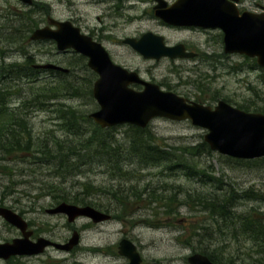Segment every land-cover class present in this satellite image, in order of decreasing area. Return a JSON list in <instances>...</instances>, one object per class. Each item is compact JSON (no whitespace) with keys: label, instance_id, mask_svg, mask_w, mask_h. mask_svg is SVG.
<instances>
[{"label":"rangeland","instance_id":"374dc122","mask_svg":"<svg viewBox=\"0 0 264 264\" xmlns=\"http://www.w3.org/2000/svg\"><path fill=\"white\" fill-rule=\"evenodd\" d=\"M45 1H48L51 7L43 4L40 8H32L23 5L20 0H0V67L16 62L23 65L26 56H34L36 61L42 58L59 61L62 67L69 69L80 68L73 67L76 63H86L75 55L56 56L49 42L32 41L31 37L37 28H31L35 24L39 25V28L44 27L42 17L50 13V17L58 21L61 18H80L86 28L90 17L87 1ZM258 1L264 4V0ZM244 2L248 7L257 9L256 0ZM23 11H34L31 13L33 26L28 24L30 14ZM22 16L26 17L23 21ZM110 22H114V19L111 18ZM122 28L129 34L151 31L165 35L171 45L190 42L201 45L203 49L208 48V35L203 34L205 37H202V34H191L193 32L161 29L154 20ZM209 50L211 49L206 51ZM114 52L117 53L114 57L116 64L127 65L130 67L127 69L137 71L144 80L160 85L163 90L176 92L193 101L204 97L210 103L206 105L213 107L224 98L231 100L234 106H249L252 112L264 111V68L256 64L254 59L233 54L225 55L218 65H201V62L197 61L195 66V63L170 59L146 60L123 47ZM218 52L223 54L224 50L219 49ZM72 71L71 76L66 79L68 91H64L65 83L59 76L48 73L39 74L38 79L33 82L26 79L19 83V87L14 88L20 94L12 97V107L22 108V101H27L35 95L39 96L38 103L27 105L23 109L35 139L39 137L51 140L57 137L64 140L69 134L71 136L64 125L63 111L76 110L82 118L88 115L90 117L98 111L99 106L93 96V90L83 91L95 81L96 76L80 69ZM199 83L206 88L204 94L198 89ZM45 87L58 92L54 95L51 90H43ZM132 87L138 91L143 89L138 85ZM90 126L91 124H82L84 134L91 129ZM114 129L113 133L119 144H126L128 126H118ZM149 129L162 140L167 150L197 146L205 142L204 136L208 133L193 126L189 121L174 122L162 118L154 120ZM72 133H76L75 129ZM27 156V152L17 156H0V206L22 215L29 213L27 218L40 220L43 231L41 235L45 238L65 243L71 239L74 231H78L81 241L71 252L50 248L38 257L20 258L15 264H129L128 259L118 252L119 242L124 238L137 246L143 264H189L188 257L202 250L216 251L222 262L232 256L241 261L247 259L248 263H255L261 256L256 252L255 243L244 234L241 224L236 226V230L229 222H215L208 212L197 207L196 201H190L189 197L200 195L215 200L227 191H236L239 194L252 191V196L261 195L263 199L240 200L234 209L239 217L235 220L239 222L241 219L244 222L250 217H255L264 224V160L246 161L249 163L240 160L242 163H234L230 161L232 158L216 152L204 153L194 159L185 155L183 158L186 161L205 172L206 177L201 179L199 176L188 177V170L182 166L172 171L165 166L147 169L137 167L135 171L129 167L125 168V171L131 170L127 175L118 176L97 164L83 165L81 173L71 178L70 182L91 183L98 188L100 191L95 195L89 197L85 194L84 197L96 208L104 207L102 211L108 207V213L112 215V220L95 225L86 218H80L70 224L64 215L46 214L45 211L55 205L46 184L58 182L59 179L46 163H36L33 157ZM177 156H181V153ZM75 187L82 191L81 186ZM107 190L112 193L120 190L118 196L124 199L123 204L114 201ZM152 196L159 200L152 201ZM174 198L189 203H174ZM208 226H212L209 232L196 231L199 227ZM18 235L16 230L8 228L7 223L0 219V242L10 241ZM0 264L7 263L0 261Z\"/></svg>","mask_w":264,"mask_h":264},{"label":"water","instance_id":"95a60500","mask_svg":"<svg viewBox=\"0 0 264 264\" xmlns=\"http://www.w3.org/2000/svg\"><path fill=\"white\" fill-rule=\"evenodd\" d=\"M31 5L32 0H21ZM232 1L239 0H180L170 10L157 12L166 24L175 27H198L220 29L223 32L224 52L255 58L264 68V15L244 13L239 15ZM48 26L38 29L32 41H54L59 51L72 49L89 59L88 67L98 79L93 86V95L99 106L90 118L103 129L122 125L146 128L155 119L175 122L190 121L193 126L208 133L204 141L210 149L221 155L241 160L264 157V114L246 112L219 101L215 107L203 105L174 92L162 90L158 84L144 80L138 72L114 64L109 54L90 37L81 33L71 22H60L50 18ZM126 44L146 60L162 58L189 59L193 57L183 44L167 46L164 37L152 33L140 40L130 39ZM38 69L69 70L54 64L40 65ZM143 87L135 90L132 86ZM49 215H65L70 224L79 218H87L95 224L111 219L107 213L92 206L61 203L47 210ZM0 218L19 229L22 239L0 244V259L15 256L41 255L49 247L70 252L80 244L81 235L74 231L66 243L39 238L32 242L26 232L27 223L21 215L0 206ZM118 252L129 260V264H143L137 246L128 239L119 243ZM189 264H215L201 253L188 258Z\"/></svg>","mask_w":264,"mask_h":264},{"label":"trees","instance_id":"16d2710c","mask_svg":"<svg viewBox=\"0 0 264 264\" xmlns=\"http://www.w3.org/2000/svg\"><path fill=\"white\" fill-rule=\"evenodd\" d=\"M23 12L30 14L28 24L33 26V14L31 13H34V11H30V13ZM25 16H22V21L26 19ZM36 28L38 29L39 25L35 24L31 29L34 30ZM52 45L53 44H51V46ZM222 56L225 57V54L223 53ZM25 60L26 66H22V64L16 62L8 66L4 65L0 67V156H17L27 152V157H33L36 163H46L49 169L53 171L59 179L58 182L46 184V189L53 196L54 206L60 203H71L79 206H92L96 208L95 205L87 201L84 195L87 194V196L91 197L100 190L95 188L91 183L70 182L71 178H75L81 173V167L86 164H88V166L97 164L100 167H106L107 170L113 171L118 176L127 175L131 170L135 171L137 167L147 169L165 166L166 169L172 171L176 169V167L182 166L188 170L189 173H186V175L190 178L199 176L201 179L202 177H206L203 170H199L195 164L193 165L183 158L185 155L194 159L204 153L211 154L212 151L205 142L194 147L171 148L167 150L164 148L165 146L161 142L162 140L151 133L149 127L141 129L135 126H128V142L122 145L119 144L116 135L113 133L115 131L114 128L102 129L90 119L89 115L82 118V116L73 109L63 111L62 116L65 128L71 133V136L69 134L68 138L64 140L57 137L51 140L39 137L35 139L32 131L33 129L29 126L28 120L23 114V109L27 107V105L38 103L39 96L35 95V97L27 101H22V108L12 107L10 104L12 97L20 94V92L17 93L14 89L21 85L19 83L26 79L28 82H33L37 80L38 75L42 73V71L32 68L34 56L33 58H28L26 56ZM73 67L80 68H71L69 74L61 72L49 73L50 75L59 76L61 78L65 83L64 91L69 90L66 79L73 73L72 69H80L91 73L86 63L83 65L76 63ZM92 85L93 82L83 91L90 92ZM78 89L79 88H77V90ZM198 89L202 94L206 91L205 86L201 83H199ZM43 90H51L54 95L58 92L48 87L43 88ZM213 100L218 101V99ZM222 100L233 104L231 100L224 98ZM195 101L205 105L208 103V100L204 97H199ZM236 106L245 111L252 112L249 106L239 104ZM258 112L264 113V111ZM82 124H91V129L88 130L86 134L82 131ZM74 129L76 133H72ZM178 153H181V156H177ZM230 161L242 163L240 160L230 159ZM129 167L131 170L125 171V168ZM75 185L81 186L82 191H79ZM102 191L103 190H101V192ZM107 191L114 201L123 204L122 200L124 199H120L118 196L120 190L115 193H112L111 190ZM251 192L252 191H248L244 194H239L236 191H227L224 192L222 196L215 199L216 201L200 195H196L194 198L191 196L189 197L190 201H196L197 207H201L204 212H208L215 222L219 220L229 222L235 226L236 230V226L241 224V229L244 234L255 243L256 252L261 254L260 258L257 259L255 263H248L249 260L247 259L241 261L232 256L229 257L228 260H225V262H222L221 257L216 254V251L210 252L208 250H202L199 252L207 255L215 264H264V224L262 220L255 219V217H250L244 222L241 221V219L238 220L241 223L235 220L238 216L234 212V209L237 207L240 200L254 199L257 201L259 198L263 199L261 195L252 196ZM139 196L140 195H136V197ZM151 200L157 202L159 198L152 196ZM172 201L185 205L189 203V201L181 202L175 198ZM107 208H105V211L108 212ZM97 209L101 210L104 209V207ZM211 227L212 226L199 227L196 231L205 230L209 232ZM196 236H198L197 232Z\"/></svg>","mask_w":264,"mask_h":264},{"label":"flooded vegetation","instance_id":"af4514ba","mask_svg":"<svg viewBox=\"0 0 264 264\" xmlns=\"http://www.w3.org/2000/svg\"><path fill=\"white\" fill-rule=\"evenodd\" d=\"M86 1L87 4L89 5V10H90V17L89 20L87 21L88 26L86 28L83 26L82 20L80 18L73 17L70 18V20L67 19L64 20V18H61L60 21H70L74 26L80 28L83 34L89 36L92 41L102 45V47H104V49L109 53L110 58L113 62H114V57L117 56V53L114 52L117 48L120 47L127 48L136 53V51L132 48L131 45L125 43L126 40H130V39L140 40V38L146 33H153L155 35L157 34L151 31H147L143 34H139V33L137 34V32H133L129 34L126 33L125 29H123L122 27H125L126 25H132L134 23H140L150 20H154L155 22H157L161 29L170 30V31L171 30L185 31L188 33L193 32L191 34L198 33L202 35L203 34L208 35V39L206 42L208 47L207 49H203L202 46L198 45L197 43L191 44L190 42H178L176 44H173V45L184 44L186 51L190 54H193L192 58L178 60V61L195 63L196 66L197 61L201 62V65L213 64V63L218 65L219 64L218 62H221V60L223 59L222 54L218 52L219 49L222 50L224 47L223 44L224 35L221 32V30L203 29V28H195V27H190V28L173 27L166 24L164 21H162L160 18L157 17L156 15L157 12L170 10L180 0H86ZM256 3H257L256 4L257 9H254L253 7H248L244 2V0H240L239 2L236 1L235 4L240 15L246 12L251 14H255V13L264 14V4H262L258 0H256ZM43 4L51 7V4L48 3V1L34 0L32 8H40L41 5ZM50 16L51 13L46 17H42L44 27L47 26L46 22ZM111 18L114 19V22L112 23L110 22ZM158 35L164 36L165 43L167 45H171L168 43V40L166 39L165 35L162 34H158ZM204 35L202 37H205ZM208 49L211 50H209L208 52L206 51ZM70 54L76 55L74 50H66L61 53L57 51L55 53V55L59 57L69 56ZM84 60L86 61V63H88L89 61L88 58ZM37 62L39 63L51 62L58 65L61 64V62L59 61L58 62L51 61L49 59L44 60L43 58ZM123 67L130 68L127 67V65L125 66L123 65ZM28 215L29 213L24 214L22 216L28 224L27 234L29 236V239L35 242L40 237H43L41 235V233L43 232L41 229L42 223L40 220H32L30 218H27ZM7 227L12 230H16V232L19 235L17 237H14L10 241L5 240V241H1L0 243L12 242L15 239H21L23 237L21 231L18 230L17 228L10 226L9 224H7ZM20 258L31 259L32 257L11 258L10 260L5 261V263L15 264L16 261Z\"/></svg>","mask_w":264,"mask_h":264},{"label":"bare ground","instance_id":"6f19581e","mask_svg":"<svg viewBox=\"0 0 264 264\" xmlns=\"http://www.w3.org/2000/svg\"><path fill=\"white\" fill-rule=\"evenodd\" d=\"M188 28H190V27H188ZM93 96H94V95H93ZM90 119H91V118H90ZM152 122H153V121H152ZM152 122H151V123H152ZM149 126H150V124H149L147 127H149ZM147 127H146V128H147ZM141 129H145V128H141Z\"/></svg>","mask_w":264,"mask_h":264}]
</instances>
